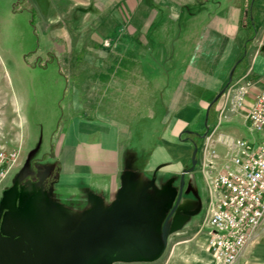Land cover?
Segmentation results:
<instances>
[{"label": "crops", "instance_id": "crops-1", "mask_svg": "<svg viewBox=\"0 0 264 264\" xmlns=\"http://www.w3.org/2000/svg\"><path fill=\"white\" fill-rule=\"evenodd\" d=\"M98 2L93 11V0H0V35L16 28L4 16L26 13L42 53L6 61L30 96L22 109L62 107V134L35 154L55 162L40 179L48 184L23 192L25 201L36 196V238L53 263L120 250L107 264H215L202 228L212 197L203 165L209 145L222 170L233 140L264 139L248 119L264 86V0ZM51 62L54 101L44 95L47 75L31 74ZM234 69L232 82L249 71L253 80L242 107L240 91L227 87ZM19 170L0 188V211H10L16 186L39 176ZM237 264H264V224Z\"/></svg>", "mask_w": 264, "mask_h": 264}, {"label": "rangeland", "instance_id": "rangeland-1", "mask_svg": "<svg viewBox=\"0 0 264 264\" xmlns=\"http://www.w3.org/2000/svg\"><path fill=\"white\" fill-rule=\"evenodd\" d=\"M112 2L115 4L117 0H112ZM94 4L96 5L94 6ZM111 4L110 2V5L108 4L107 6L109 8H115V5ZM0 5L2 12H5L4 5L2 3ZM97 5H99L98 0H93V11H97ZM3 14L5 15V13ZM4 17L10 19L16 28L11 32L2 31L0 35V145H6L9 148L20 146L22 149L21 165L15 170L17 171L24 167L19 170L20 173L29 169L33 172L38 171L39 176L34 174L31 179L22 184L20 191L16 186L14 192H12L15 197L7 206L10 211H0V264H87L88 261H90V264H99L104 257L97 255L88 256L87 253H83L82 255L76 254L75 256L70 255L66 258L68 262L64 263L57 260L58 257L59 260L62 257L58 255L55 256L54 260L56 262L53 263L51 262L50 256L52 252L47 251L45 248L46 251L43 250L40 241L36 238L35 207H33V204L36 203V196L25 201L23 192L25 191V184L28 185L26 186L29 190L32 189L35 191V185L39 184V181L41 183L40 179L43 177V171L47 170L50 173L55 166V162L49 159L43 162L41 160H35V157L36 155L40 157L42 152H49L53 140L59 134H62L63 129L59 128V126L57 127L58 122L61 120L60 110L62 107L59 101H56L52 105L54 111L52 113H45L47 115L46 118L41 117L44 113L25 111L22 109L21 98L23 97L25 100V98H29L30 96L29 94L28 96L26 95V89L21 88L19 81L14 78L17 75L12 63L8 64L6 61L20 55L22 57L28 55V61H31L30 56L36 54L35 52L39 50L38 34L35 32V26L31 23L32 18H29L26 13L18 15L17 18L13 15L9 16V18L7 16ZM19 24L23 26L22 32ZM114 34L111 32L108 36L114 38ZM79 35L80 33H74L77 40L80 39ZM17 44H20V46H17ZM39 51L37 56L40 57L42 53ZM72 58L74 60L76 59L75 56ZM57 71L56 65L54 62H51L49 65L47 64V67H38L31 73L36 79L38 76L47 75L44 95L46 99H52L53 101L58 99L57 94L59 88L54 86V80L51 75ZM240 80L232 82L229 91H234L239 88L241 85ZM31 83H34V81H31ZM30 91L33 94L35 89L31 88ZM32 96L35 98V95ZM54 124L56 125L55 127ZM19 172H16V174L18 175ZM41 184L38 187L40 193L43 185L48 184V181H44ZM21 193L22 197L16 203ZM16 208L18 210L12 212ZM28 210L29 212H27ZM21 211L24 212L23 226H20ZM46 252L48 256L43 255ZM116 258L117 255L103 264L111 263Z\"/></svg>", "mask_w": 264, "mask_h": 264}, {"label": "built area", "instance_id": "built-area-1", "mask_svg": "<svg viewBox=\"0 0 264 264\" xmlns=\"http://www.w3.org/2000/svg\"><path fill=\"white\" fill-rule=\"evenodd\" d=\"M249 71L237 90L242 107L253 80ZM230 97V96H229ZM250 130L264 137V86L248 113ZM20 146L0 145V188L21 165ZM209 159L203 165L211 190L203 229L209 233L208 247L215 264H237L244 250L257 238L264 224V139L256 145L235 139L229 145L228 164L217 168L216 150L209 145Z\"/></svg>", "mask_w": 264, "mask_h": 264}, {"label": "water", "instance_id": "water-1", "mask_svg": "<svg viewBox=\"0 0 264 264\" xmlns=\"http://www.w3.org/2000/svg\"><path fill=\"white\" fill-rule=\"evenodd\" d=\"M264 50V49H263ZM234 72H235V69L232 71V73H231V77H230V81H229V84H228V86L227 87H229L230 86V84L232 83V81H233V75H234ZM225 90H226V88L221 92V94L219 95V96H221L224 92H225ZM209 114V111H208V113H207V115ZM198 152V146L197 145H195V154ZM194 162H196L195 161V155H194ZM120 251V250H119ZM118 251V252H119ZM117 252V253H118ZM116 253V254H117ZM115 254V255H116ZM115 255H111V256H109V257H105L104 259H102L101 261H100V263L99 264H103L104 262H106V261H108V260H110V259H112V258H114L115 257ZM143 258V257H142ZM144 259V258H143ZM145 260V259H144Z\"/></svg>", "mask_w": 264, "mask_h": 264}, {"label": "trees", "instance_id": "trees-1", "mask_svg": "<svg viewBox=\"0 0 264 264\" xmlns=\"http://www.w3.org/2000/svg\"><path fill=\"white\" fill-rule=\"evenodd\" d=\"M21 1H25V0H21ZM253 1H254V0H249L248 4L251 5ZM15 9H16V8H15ZM249 24H250V23H248V26H247V27L250 28L251 30H253V32H254L253 35H254V34L256 33V30H255V24L252 23V22H251V25H249ZM250 41H253V36H252L251 39H249V42H250ZM208 128H209V127H208Z\"/></svg>", "mask_w": 264, "mask_h": 264}]
</instances>
